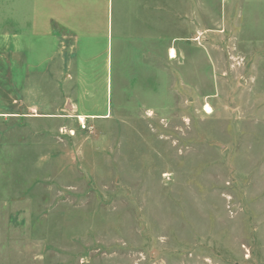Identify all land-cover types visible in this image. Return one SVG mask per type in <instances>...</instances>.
Returning <instances> with one entry per match:
<instances>
[{
  "label": "rangeland",
  "instance_id": "374dc122",
  "mask_svg": "<svg viewBox=\"0 0 264 264\" xmlns=\"http://www.w3.org/2000/svg\"><path fill=\"white\" fill-rule=\"evenodd\" d=\"M110 1L3 50L0 264H264V0Z\"/></svg>",
  "mask_w": 264,
  "mask_h": 264
},
{
  "label": "crops",
  "instance_id": "0c3cea01",
  "mask_svg": "<svg viewBox=\"0 0 264 264\" xmlns=\"http://www.w3.org/2000/svg\"><path fill=\"white\" fill-rule=\"evenodd\" d=\"M110 2V0H0V77L3 56H6L3 55V50L10 51L11 59H17L18 51L25 50L27 58L29 53L33 54L32 40L35 37L56 42L58 53L65 50L74 51L71 55H63L61 59L64 58L66 62L69 59L76 62L77 58L87 60L84 59V54L78 53L79 44L90 46L104 39L108 41L111 31ZM22 34H25V37ZM91 58L94 56L91 55ZM71 72L80 75V79H76L80 85L75 90V96H92L90 93L92 88L83 85L85 80L82 79V75L87 74L85 69L82 66H74ZM12 80L13 78L10 79Z\"/></svg>",
  "mask_w": 264,
  "mask_h": 264
},
{
  "label": "bare ground",
  "instance_id": "6f19581e",
  "mask_svg": "<svg viewBox=\"0 0 264 264\" xmlns=\"http://www.w3.org/2000/svg\"><path fill=\"white\" fill-rule=\"evenodd\" d=\"M169 55H170L171 57H174V56H175V50H174L173 48H170V50H169ZM204 109H205V111H206L207 113L211 112V107H210L209 104H205ZM79 119L82 120L83 117H82V116H79Z\"/></svg>",
  "mask_w": 264,
  "mask_h": 264
}]
</instances>
